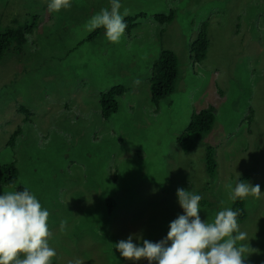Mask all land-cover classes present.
<instances>
[{"label": "rangeland", "instance_id": "374dc122", "mask_svg": "<svg viewBox=\"0 0 264 264\" xmlns=\"http://www.w3.org/2000/svg\"><path fill=\"white\" fill-rule=\"evenodd\" d=\"M47 3L0 0L1 29L37 24L20 51L0 60V162L18 166L17 182L0 183V194L27 188L49 210L55 264H148L121 257L114 244L130 234L160 241L182 214L176 190L188 185L184 171L198 151H185L179 137L203 107L218 116L219 165L207 196L220 190L227 205L228 185L246 173L264 192V0H121V12L149 14L113 48L84 41L93 32L86 21L110 0H72L59 12ZM173 8L175 19L160 31L154 12ZM204 24L210 44L196 63L190 45ZM164 49L176 53L180 78L154 105L150 81ZM118 84L128 90L105 119L100 95ZM251 201L244 232L258 241L244 264H264V194Z\"/></svg>", "mask_w": 264, "mask_h": 264}, {"label": "clouds", "instance_id": "9594fccd", "mask_svg": "<svg viewBox=\"0 0 264 264\" xmlns=\"http://www.w3.org/2000/svg\"><path fill=\"white\" fill-rule=\"evenodd\" d=\"M110 5V9L102 8L90 17L84 27L87 32L103 27L105 38L118 43L127 27L124 17L129 11H120L121 0H110ZM71 6L72 0L47 3L49 12ZM228 189L233 203L249 196L259 199L264 194L260 185L239 179ZM176 196L183 212L170 222L166 237L152 242L130 234L114 244L120 256L132 261L146 259L148 264H244L245 248L237 245V241L246 239V233L239 231V210L225 207L209 222L199 215L201 195L180 187ZM49 215V210L27 188L0 194V264H55L57 253L48 241ZM65 226L66 221H61V231Z\"/></svg>", "mask_w": 264, "mask_h": 264}, {"label": "trees", "instance_id": "16d2710c", "mask_svg": "<svg viewBox=\"0 0 264 264\" xmlns=\"http://www.w3.org/2000/svg\"><path fill=\"white\" fill-rule=\"evenodd\" d=\"M146 17H148L146 13L129 14L124 17V22L126 23L127 28L131 29L137 26L140 19ZM175 17L176 10L174 8L166 14L157 15V18L162 24H168L172 22ZM36 25V21H33V23L26 28H0V60L4 57L7 51H20L26 41L25 32L32 34L36 28ZM206 26V24L203 25L197 38L190 45V58L196 63L204 60L207 56L210 40L207 34ZM104 32L105 29L103 27L97 28L85 40H83L90 41L96 39L99 36H104ZM61 62L63 64V61ZM74 64L75 61L73 60V63L68 64L67 68L69 70H73ZM179 78L180 67L176 53L169 49L163 50L160 57L153 66V75L150 81L151 102L154 105H160V102L175 90V86ZM127 90L128 88L125 85L118 84L109 91L101 93L100 104L103 118L108 119L112 113H116L118 111V99L124 95ZM252 115L253 114L250 113L251 118ZM217 117L216 108L213 105L203 107L197 111L194 116H192L190 122H188L187 128L180 135L179 142L185 151H198V160L194 162V166H192L189 171H184V173L188 174V185L183 184L181 187L188 189L187 186L190 184V186H192H189V188L192 189L190 190L202 196V200L200 201V210L204 214L207 213L209 218L214 219L217 211L222 210L225 207H231L234 210H239V216L237 217L239 231L241 230V232L246 233V239L237 241V245L244 246V257L249 258L251 261L255 242L258 240L254 239L252 233L244 232V225L249 215L248 207L252 203L251 199L253 196H249L244 200H237L234 203L228 197L227 205L220 204V202L223 203V201L220 200V190H217L216 193L213 192L211 197L207 196V192L213 188L207 179H212L216 176L219 165L217 154L218 146L212 143ZM209 133H211L210 136L206 138ZM253 154L256 153L253 152ZM17 167L18 166L16 165L15 161H6L5 163L0 162V183L14 185L17 182ZM193 168L201 169L198 175L203 174L204 178H197L195 173L192 174ZM221 172L224 175L227 174L224 168L221 170ZM243 177L244 178H240V181H245L246 183L249 182L251 185H254L255 175L252 178L250 173H246ZM107 201L109 203V213H112L114 209V202L111 199H108ZM256 233H259L258 229Z\"/></svg>", "mask_w": 264, "mask_h": 264}, {"label": "crops", "instance_id": "0c3cea01", "mask_svg": "<svg viewBox=\"0 0 264 264\" xmlns=\"http://www.w3.org/2000/svg\"><path fill=\"white\" fill-rule=\"evenodd\" d=\"M169 11H170V10H169ZM142 13H146L147 15L149 14L147 11L142 12ZM157 14H159V13H157V12L155 13V12H154V14H153V20L160 22L159 19L157 18ZM146 18H147V17H146ZM143 19H145V18L140 19L138 24H140V22H141ZM138 24H137V26H135L134 28H132V29H134V31H137V30L139 29ZM160 24H161V26H160V31H165V24H162L161 22H160ZM130 34H131V31H130L129 35H130ZM93 43H94V45L97 46V47H99V46L101 45V48H113V47L116 45V43L109 42V41L105 38V35H104V36H99V37H97L95 40H93ZM164 50H165V49H164ZM160 55H161V54H160Z\"/></svg>", "mask_w": 264, "mask_h": 264}]
</instances>
